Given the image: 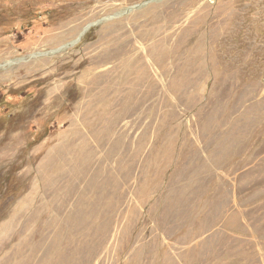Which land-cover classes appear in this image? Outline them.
I'll return each mask as SVG.
<instances>
[{
    "label": "rangeland",
    "instance_id": "1",
    "mask_svg": "<svg viewBox=\"0 0 264 264\" xmlns=\"http://www.w3.org/2000/svg\"><path fill=\"white\" fill-rule=\"evenodd\" d=\"M0 264H264V0H0Z\"/></svg>",
    "mask_w": 264,
    "mask_h": 264
},
{
    "label": "water",
    "instance_id": "2",
    "mask_svg": "<svg viewBox=\"0 0 264 264\" xmlns=\"http://www.w3.org/2000/svg\"><path fill=\"white\" fill-rule=\"evenodd\" d=\"M96 23H97V22L88 23V24L84 27V29L81 31L80 35H79L74 41H72L71 43L76 42V41L80 38V36L83 35V34H84V33L90 28L91 25H94V24H96Z\"/></svg>",
    "mask_w": 264,
    "mask_h": 264
},
{
    "label": "bare ground",
    "instance_id": "3",
    "mask_svg": "<svg viewBox=\"0 0 264 264\" xmlns=\"http://www.w3.org/2000/svg\"><path fill=\"white\" fill-rule=\"evenodd\" d=\"M81 33V32H80Z\"/></svg>",
    "mask_w": 264,
    "mask_h": 264
}]
</instances>
